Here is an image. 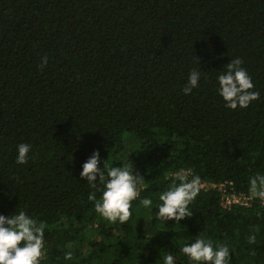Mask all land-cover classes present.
I'll use <instances>...</instances> for the list:
<instances>
[{
	"label": "trees",
	"instance_id": "16d2710c",
	"mask_svg": "<svg viewBox=\"0 0 264 264\" xmlns=\"http://www.w3.org/2000/svg\"><path fill=\"white\" fill-rule=\"evenodd\" d=\"M234 57L260 93L237 111L216 94ZM194 68L200 86L185 95ZM21 142L33 145L26 165L15 163ZM96 150L101 168L109 158L132 166L153 208L177 170L209 188L180 227L161 224L158 209L109 223L79 176ZM256 171L264 172V0H0V214L24 208L45 222L41 264H157L162 250L188 264L179 245L199 233L233 248L231 264H264V205L224 207L218 190L249 196Z\"/></svg>",
	"mask_w": 264,
	"mask_h": 264
},
{
	"label": "clouds",
	"instance_id": "9594fccd",
	"mask_svg": "<svg viewBox=\"0 0 264 264\" xmlns=\"http://www.w3.org/2000/svg\"><path fill=\"white\" fill-rule=\"evenodd\" d=\"M47 64L48 57H42L39 67L43 69ZM242 64L240 57H234L216 76V94L221 98L223 106L232 111L247 109L260 96L254 90L252 77ZM202 73L200 68L189 71L182 89L185 95L191 94L193 89L200 86ZM33 155L31 143L21 142L16 145L17 165L28 164ZM100 164L99 150L93 151L81 165L79 176L90 189L88 200L93 203L95 213L109 223L124 225L134 213L139 214L141 209L151 212L158 209L154 215L161 224L175 221L176 226L180 227L181 221L192 217L190 205L200 196L204 187L199 175L192 174L189 177L185 170H177L172 173L175 178L171 183L156 195L157 202L153 208V197L140 196L145 180L133 173L132 166L125 163L120 167L115 166L110 158L103 163L102 168ZM247 183L250 197L264 205V172L256 171ZM133 202H136L135 206ZM45 231V222L36 219L24 208H17L11 216L0 214V264H41L47 243ZM245 239L251 246L247 250L248 255L255 257L258 237L254 226ZM179 253L188 264H231L234 249L227 243L214 241L206 234L199 233L181 243ZM72 259V252L64 253L65 261ZM177 259L173 251L162 250L157 264H176Z\"/></svg>",
	"mask_w": 264,
	"mask_h": 264
},
{
	"label": "built area",
	"instance_id": "2783aa9c",
	"mask_svg": "<svg viewBox=\"0 0 264 264\" xmlns=\"http://www.w3.org/2000/svg\"><path fill=\"white\" fill-rule=\"evenodd\" d=\"M187 176H191V173L189 172H185ZM228 184H221L218 186V190H220L223 193V197H222V204L224 207H229L232 204H236L239 206H244L247 207L249 206V203H251L254 198L250 197V195H246V194H237L236 192H234V188H228L227 187ZM214 187L215 185H211V187ZM209 188V186H205L202 188V190H207ZM217 188V187H216Z\"/></svg>",
	"mask_w": 264,
	"mask_h": 264
}]
</instances>
